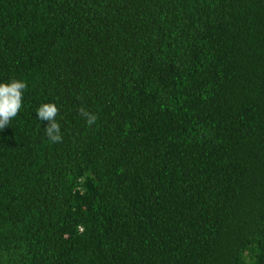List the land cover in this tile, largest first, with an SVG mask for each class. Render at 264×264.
Segmentation results:
<instances>
[{"label": "trees", "instance_id": "trees-1", "mask_svg": "<svg viewBox=\"0 0 264 264\" xmlns=\"http://www.w3.org/2000/svg\"><path fill=\"white\" fill-rule=\"evenodd\" d=\"M13 79L0 264H264V0H0Z\"/></svg>", "mask_w": 264, "mask_h": 264}, {"label": "clouds", "instance_id": "clouds-1", "mask_svg": "<svg viewBox=\"0 0 264 264\" xmlns=\"http://www.w3.org/2000/svg\"><path fill=\"white\" fill-rule=\"evenodd\" d=\"M26 87V83L15 79L7 83L0 82V130L8 126L19 114ZM78 112L86 118L88 126L93 125L98 119L95 114L87 112L83 107L78 108ZM58 113L59 109L54 103H44L36 110L37 118L47 122L44 133L53 143H61L63 140L60 124L55 119Z\"/></svg>", "mask_w": 264, "mask_h": 264}]
</instances>
